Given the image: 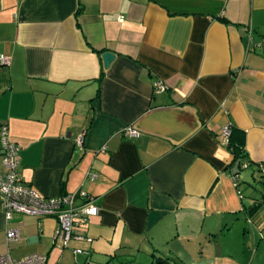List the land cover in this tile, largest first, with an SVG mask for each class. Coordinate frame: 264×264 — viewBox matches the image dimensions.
Segmentation results:
<instances>
[{
    "label": "crops",
    "instance_id": "0c3cea01",
    "mask_svg": "<svg viewBox=\"0 0 264 264\" xmlns=\"http://www.w3.org/2000/svg\"><path fill=\"white\" fill-rule=\"evenodd\" d=\"M263 31L264 0H0V57L11 58L0 61V125L20 148L19 177L44 198L83 193L99 207L76 228L92 242L63 250L54 218L7 222L0 197L4 254L245 264L234 251L264 204ZM227 126L251 161L237 185ZM7 229L20 242L8 246Z\"/></svg>",
    "mask_w": 264,
    "mask_h": 264
},
{
    "label": "built area",
    "instance_id": "2783aa9c",
    "mask_svg": "<svg viewBox=\"0 0 264 264\" xmlns=\"http://www.w3.org/2000/svg\"><path fill=\"white\" fill-rule=\"evenodd\" d=\"M123 18L120 17V20ZM249 39L252 41L253 29L250 28ZM261 45H264V31ZM1 64L9 66L11 58L1 56ZM155 86L165 89L162 83H155ZM124 134L130 138H138L139 132L127 127ZM231 134V127L227 126L222 131V142L228 145ZM83 139L78 140L82 144ZM20 148L12 142L9 137L7 125H0V157L5 169L0 173V197L4 202V211L7 222L13 220L15 214L29 215L34 217H51L58 223L55 233V242L66 250L73 240L92 242L85 234L76 233V228L87 224L91 217L99 214V207L93 198L81 194H67L57 198H44L32 187L24 184L19 177V154ZM260 172L264 174V165L259 166ZM235 185L238 178L233 177ZM6 244L20 242L21 234L19 229H7L5 233ZM74 256L84 254L82 250H73ZM0 264H47V257L43 255H30L20 260H13L10 254L0 255Z\"/></svg>",
    "mask_w": 264,
    "mask_h": 264
},
{
    "label": "rangeland",
    "instance_id": "374dc122",
    "mask_svg": "<svg viewBox=\"0 0 264 264\" xmlns=\"http://www.w3.org/2000/svg\"><path fill=\"white\" fill-rule=\"evenodd\" d=\"M255 185L256 188H263L264 186L262 184H259L258 182H256ZM246 189L248 190L249 187H247ZM258 197L259 201L262 202V195L259 194ZM259 211V215L257 216L259 217V219L257 220V222H247L248 224L246 225V227L250 231L247 236L244 248H242V246H239L237 251H234V254L239 255L238 258H241V262L245 264H264V204L261 205ZM256 230L257 232H255ZM260 235H263L262 239L260 238ZM256 238L259 245H256V243H252ZM5 251V247L0 245V254H4ZM67 264H75L73 256L70 258Z\"/></svg>",
    "mask_w": 264,
    "mask_h": 264
},
{
    "label": "trees",
    "instance_id": "16d2710c",
    "mask_svg": "<svg viewBox=\"0 0 264 264\" xmlns=\"http://www.w3.org/2000/svg\"><path fill=\"white\" fill-rule=\"evenodd\" d=\"M227 149L233 155V165L237 170L235 177L238 178V183H239V177H238L239 173L242 172L244 169L248 168L251 165V161L245 149V135L243 132L237 130L235 127H231V134L229 137ZM153 264H185V263H183L179 258L175 256H165V257L155 256Z\"/></svg>",
    "mask_w": 264,
    "mask_h": 264
},
{
    "label": "water",
    "instance_id": "95a60500",
    "mask_svg": "<svg viewBox=\"0 0 264 264\" xmlns=\"http://www.w3.org/2000/svg\"><path fill=\"white\" fill-rule=\"evenodd\" d=\"M102 59L104 62V67L107 69L112 63V61L115 59V55L111 52H107L102 55Z\"/></svg>",
    "mask_w": 264,
    "mask_h": 264
}]
</instances>
